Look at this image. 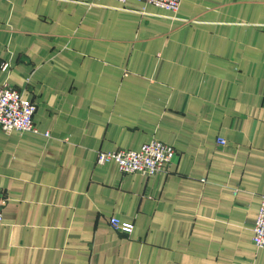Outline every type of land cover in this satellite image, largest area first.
I'll use <instances>...</instances> for the list:
<instances>
[{"label": "crops", "instance_id": "crops-1", "mask_svg": "<svg viewBox=\"0 0 264 264\" xmlns=\"http://www.w3.org/2000/svg\"><path fill=\"white\" fill-rule=\"evenodd\" d=\"M2 86L37 133L0 130V264H264V0H0ZM152 139L163 179L97 164Z\"/></svg>", "mask_w": 264, "mask_h": 264}, {"label": "built area", "instance_id": "built-area-1", "mask_svg": "<svg viewBox=\"0 0 264 264\" xmlns=\"http://www.w3.org/2000/svg\"><path fill=\"white\" fill-rule=\"evenodd\" d=\"M125 3L130 0H114ZM152 5L170 13H177L182 0H132ZM36 107L26 100L21 93L10 86L0 87V130L4 133H37L33 116ZM220 144H224L220 141ZM174 149L157 139H152L139 150H118L99 152L97 164L115 162L121 173H137L145 177H166L175 159ZM8 201L7 195L0 191V226L3 222V209ZM110 226L118 232H130L131 226L122 224L117 218L110 219ZM252 242L256 249H264V195L255 223L252 226Z\"/></svg>", "mask_w": 264, "mask_h": 264}]
</instances>
